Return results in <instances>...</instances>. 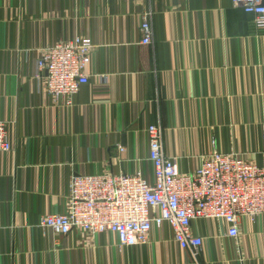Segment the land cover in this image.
<instances>
[{
    "label": "crops",
    "instance_id": "1",
    "mask_svg": "<svg viewBox=\"0 0 264 264\" xmlns=\"http://www.w3.org/2000/svg\"><path fill=\"white\" fill-rule=\"evenodd\" d=\"M76 36L95 48L89 82L67 105L45 90V71L37 79V62ZM0 121L13 145L0 153V264H264V215L241 219L234 238L224 223L194 221L197 255L168 224L121 251L114 233L39 227L67 211L73 176L153 182L151 125L182 173L213 151L264 165V31L232 0H0Z\"/></svg>",
    "mask_w": 264,
    "mask_h": 264
},
{
    "label": "built area",
    "instance_id": "2",
    "mask_svg": "<svg viewBox=\"0 0 264 264\" xmlns=\"http://www.w3.org/2000/svg\"><path fill=\"white\" fill-rule=\"evenodd\" d=\"M235 6L253 15L255 26L264 31L262 0H232ZM142 44L153 42L151 15L141 24ZM95 45L89 38L76 36L43 49L37 62L44 88L55 98H67V105L89 82L85 73ZM149 160L154 166V180L135 175L73 176L70 181L68 209L63 214L40 218L39 227L56 236H66L73 229L92 235L114 233L118 249L149 242L154 227L168 224L176 243L197 255L203 239L193 234L196 220L224 223L229 237L240 235V220L255 222L264 215V165L257 166L237 154L213 151L202 157L193 173H182L176 157L165 154L161 125L147 129ZM264 138V125H263ZM122 150V149H121ZM7 122L0 121V153H12Z\"/></svg>",
    "mask_w": 264,
    "mask_h": 264
},
{
    "label": "water",
    "instance_id": "3",
    "mask_svg": "<svg viewBox=\"0 0 264 264\" xmlns=\"http://www.w3.org/2000/svg\"><path fill=\"white\" fill-rule=\"evenodd\" d=\"M263 4H264V1H263Z\"/></svg>",
    "mask_w": 264,
    "mask_h": 264
}]
</instances>
